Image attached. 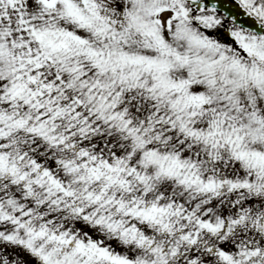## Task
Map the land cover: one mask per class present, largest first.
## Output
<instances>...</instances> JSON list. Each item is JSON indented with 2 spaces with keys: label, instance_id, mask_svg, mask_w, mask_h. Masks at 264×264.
Returning <instances> with one entry per match:
<instances>
[{
  "label": "snow or ice",
  "instance_id": "6c2138e0",
  "mask_svg": "<svg viewBox=\"0 0 264 264\" xmlns=\"http://www.w3.org/2000/svg\"><path fill=\"white\" fill-rule=\"evenodd\" d=\"M0 264H264V0H0Z\"/></svg>",
  "mask_w": 264,
  "mask_h": 264
}]
</instances>
